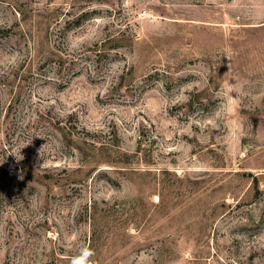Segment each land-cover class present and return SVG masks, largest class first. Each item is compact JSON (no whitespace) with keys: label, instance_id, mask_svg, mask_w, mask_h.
Instances as JSON below:
<instances>
[{"label":"rangeland","instance_id":"374dc122","mask_svg":"<svg viewBox=\"0 0 264 264\" xmlns=\"http://www.w3.org/2000/svg\"><path fill=\"white\" fill-rule=\"evenodd\" d=\"M0 264H264V0H0Z\"/></svg>","mask_w":264,"mask_h":264}]
</instances>
